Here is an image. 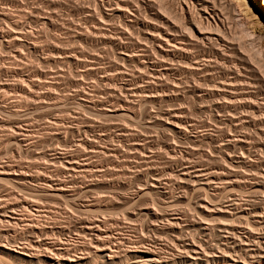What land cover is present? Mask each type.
<instances>
[{
    "label": "bare ground",
    "instance_id": "bare-ground-1",
    "mask_svg": "<svg viewBox=\"0 0 264 264\" xmlns=\"http://www.w3.org/2000/svg\"><path fill=\"white\" fill-rule=\"evenodd\" d=\"M54 1L57 4L67 2ZM83 1L89 4V13L84 16L89 25L84 29L74 25L72 36L91 45L100 43L99 51L110 48L116 60L104 67L100 65L98 51L83 60L86 69L76 71L72 82L78 87L74 92L78 97L72 99L78 108L64 106L58 92L45 102L47 94L40 91L46 89L51 93L58 88L55 86L59 78L63 79L62 66L80 63L77 54L64 48V36H55L58 43L54 50L59 59H53V63L61 65L58 74L54 72L52 77L45 74L41 80V77L35 79L28 72L24 73L22 67L1 68L11 77L3 80L0 76L1 101L3 95L11 94L15 98L14 93H20L16 100L12 97L14 104L12 102L11 106L0 101V112L9 115L7 119L0 117V132L4 133L3 139L10 150L36 152L37 159L34 164H28L11 159L5 161L4 155H0V183L11 187L10 191L5 188L10 199L14 196L12 200L0 197V262L264 264V191H261L264 188V26L260 25L262 16L257 13V10L263 13L264 0L259 7L257 0ZM226 2L235 7L238 18L231 21L225 18L229 17L225 16ZM2 9L0 37L9 50L21 48H14L13 56L22 60L25 57L22 48L42 53L43 46L33 38L35 34L26 30V23L16 18L30 13L21 8L20 15L12 16L13 13ZM44 12L34 9L31 15L43 25L53 24L58 12ZM234 20L240 27L237 41L229 33ZM48 57H43L45 65L52 62ZM87 74L96 76L106 87V100L88 88L83 78ZM66 95L68 97L69 93ZM161 97L167 98L166 112L171 119L167 121L169 126L162 130L164 141L157 144L148 133L145 136H149L138 138V133L143 132L134 131L135 126L128 122L137 120V106L141 103H144V116L147 115L149 122L164 118L160 114L162 110L153 113L151 107ZM51 105L60 114L45 122L47 129L55 130L51 140L58 141L55 144L50 140L47 150L37 151L43 136L36 135L38 131L34 130L28 107L38 111ZM81 108L122 122L115 125L119 144L110 147L112 156L120 158L121 164L108 168L100 162L102 160L94 161L95 157L106 155L107 149L99 144L102 135L96 130L97 121L84 115ZM35 111L33 113H38ZM193 112L200 118L194 117ZM75 119L82 123H74ZM65 130H70L73 138L63 136ZM88 134L90 139L86 138ZM47 155L56 169L49 170L39 161ZM148 162H152L148 170H138V166ZM131 165L136 170H132ZM127 170L138 179L137 184H128L127 188L132 190L115 189L103 195L97 192L101 186L115 185L113 176L120 177ZM108 173L110 177H105ZM84 176L89 179L77 185ZM68 180L74 181L72 186ZM139 185L143 188L137 189ZM235 186L244 188L246 193L235 192ZM19 187L29 189V196L21 197L12 191ZM175 189H180V193H175ZM88 191L89 200H82L86 197L84 192ZM49 196L78 202L73 214L83 216L72 224V233L79 240L74 244L55 237V233L64 231L63 226L46 224L45 221L58 213L71 216H67L65 207L44 206L43 201ZM146 196L155 197L144 200ZM193 198L198 211L190 213ZM111 201L127 204L121 210L124 219H129L133 225L141 222L144 232L146 229L159 236L143 235L135 242L126 239L123 233L120 236L124 221L119 211L108 212ZM218 213L235 216L237 224L216 223ZM166 244H170V252L166 248L164 251Z\"/></svg>",
    "mask_w": 264,
    "mask_h": 264
},
{
    "label": "rangeland",
    "instance_id": "rangeland-1",
    "mask_svg": "<svg viewBox=\"0 0 264 264\" xmlns=\"http://www.w3.org/2000/svg\"><path fill=\"white\" fill-rule=\"evenodd\" d=\"M67 2H65V3H62V4H57L54 0H0V11H1V9L2 8H5V10H7V11H9V13L10 14H12V16H14V15H20V13H22V12H20L21 11V8H23V10L24 11H28V13H30V14H23V15H20V17H16L17 19H19L20 21H23V22H25L26 23V30H28V31H31L33 34H35V36L33 35V38L35 37L36 39H37V41L39 42L40 41V45H42L43 47H42V53H44V54H42L41 52H39V54H38V52L37 51H32V50H26V48H22L23 50H24V55H25V57L22 59V60H20L19 58H17L16 56H13V54H12V52H14L15 50H18L19 48H15V47H11L12 49L11 50H9L8 49V47H6V45H5V43H4V41L2 40V38L0 37V69L1 68H7V66H8V68L10 67H12V68H17V69H21L20 67H22V68H24L23 69V71H24V73H29V74H31V76L32 77H34L35 79H38V78H40L41 77V80L43 79V78H45V76H53V73L54 74H58V72L60 71V69H61V65L60 64H58L57 66L55 65V64H57V63H53L54 61H53V59H55V60H57L58 61V59L59 58H57V56H58V54H56L55 53V46L57 45V44H55L56 42H57V40H56V37L57 36H64V48L66 49L67 48V52H70V53H72V54H77L76 55V57H79V58H77V60L79 61L80 60V63H78V64H69V65H67L66 67H63L62 66V69H63V71H64V73L61 75L62 77H63V79H64V81L65 82H63V79L62 80H60V78H59V80L58 81H62V83H60L59 82V84H58V82H57V84H56V86L55 87H58V88H55L51 93L49 92V91H47L46 89H42V90H40L41 91V93H43V94H47L46 95V97H45V99H44V101L46 102V101H48V99H49V97H51L52 95L53 96H55L56 95V93L55 92H58L57 93V95L61 98V100L65 103L64 104V106H72V107H77V104L76 103H74L75 102V100L73 101L72 99H77V97H78V93H74V92H77V89H78V87H76L75 86V84L74 83H72V82H74V79L76 78V76H74L75 75V72L76 71H84L85 69H86V67H83V66H85V64H84V61L85 60H87V59H89V57L92 55V53L94 54V53H98L99 52V55H100V58H101V60H100V65H103L104 67H109V66H111L113 63H114V61L116 60V58H115V53H113V51L112 50H110V48H108V49H106V50H101V51H99L100 50V47H101V44L100 43H98L97 42V44H92L91 45V43L89 44V42L88 41H79V39H77L75 36L73 37L72 36V34H74L75 32L74 31H72V29L74 28V25H75V28L76 27H82L83 29H84V27L86 26V25H89L88 23H86L85 22V17L84 16H86V15H88V11L87 10H89V4L88 3H86V1H83V0H74V1H71V0H66ZM71 1V2H70ZM154 1H156V0H154ZM157 2H159V0H157ZM228 3V4H227ZM226 5H225V12H226V15L225 16H228L229 15V17H225L226 19H228V20H233V19H236V18H238V11L235 9V7L233 6L232 7V5H231V3L230 2H226L225 3ZM229 4H230V6H229ZM256 4H257V6L258 5H260L261 4V6H262V0H257L256 1ZM228 5V6H227ZM20 7V8H19ZM76 7V8H75ZM259 7V6H258ZM19 11H18V10ZM37 10V9H40L42 12L43 11H45L44 13H52V12H54V13H56V12H58V13H56L57 15L55 16V19H54V22H53V24H45V25H43L41 22H38V21H36L34 18H33V16L31 15V11L32 10ZM235 9V10H234ZM2 10H4V9H2ZM47 10V11H46ZM55 10H56V12H55ZM17 11V12H16ZM252 11H254L255 12V10H254V8H252ZM258 12L257 13H259V15H260V17H261V21H260V25H262V26H264V11H263V13L262 12H260V10H257ZM18 12H20V13H18ZM230 12V13H229ZM233 12V13H232ZM236 14H235V13ZM65 13V14H64ZM228 14V15H227ZM262 14V15H261ZM25 15V16H24ZM231 16V17H230ZM233 16V17H232ZM68 18V19H67ZM230 18V19H229ZM1 21V20H0ZM70 21V22H69ZM116 24H118V22H116ZM237 23H236V21L234 20V21H232V23H231V29L229 28V33L231 32V34L232 35H234L233 37L234 38H236V40L235 41H237V37L240 35V27L239 26H237L236 25ZM6 25V23L4 24V26L3 27H5V29L7 28V26H5ZM54 25V26H53ZM62 25V26H61ZM73 25V26H72ZM63 29H62V28ZM66 27V28H65ZM68 27V28H67ZM59 28V29H58ZM70 28V29H69ZM74 28V29H75ZM61 29V30H60ZM231 30V31H230ZM55 32V33H54ZM37 33V34H36ZM40 35V36H39ZM237 35V36H236ZM37 36V37H36ZM38 36H39V39H38ZM56 36V37H55ZM231 36V35H230ZM232 37V36H231ZM76 38V39H75ZM3 41V43H2V41ZM58 43V42H57ZM263 43H264V38H263ZM66 44V45H65ZM100 44V45H99ZM12 45V44H11ZM55 45V46H54ZM99 45V46H98ZM97 46V47H96ZM45 47V48H44ZM48 47V48H47ZM53 47V48H52ZM14 48H15V50H14ZM47 48V49H46ZM52 48V49H51ZM78 48V49H77ZM102 48V47H101ZM21 49V48H20ZM19 49V50H20ZM70 49V50H69ZM9 50V51H8ZM93 50H96V51H93ZM110 50V51H109ZM26 51V52H25ZM54 51V52H53ZM72 51H74V52H72ZM76 51H78V52H76ZM93 51V52H92ZM98 51V52H97ZM7 52V53H6ZM9 52H10V55H9ZM48 52H51V54H49ZM101 52V53H100ZM30 53V54H29ZM32 53V54H31ZM33 53H35V54H33ZM48 53V54H47ZM38 54V55H37ZM4 55V56H3ZM28 55V56H27ZM49 56L48 58L52 61L51 63H46V65H45V61L43 60V57H47V56ZM51 55V56H50ZM56 55V56H55ZM43 56V57H42ZM16 58V59H15ZM26 58H28V59H26ZM42 60H41V59ZM9 59V60H8ZM19 59V60H18ZM104 59V60H103ZM18 60V61H17ZM84 60V61H83ZM23 61V62H22ZM27 62V63H25V62ZM44 61V62H43ZM21 62V63H20ZM35 62V63H34ZM43 62V63H42ZM24 65H23V64ZM122 63V62H121ZM51 64V65H50ZM123 64V63H122ZM17 65H18V67H17ZM29 65V66H28ZM48 65H50V66H48ZM127 68H129V66H127V65H125ZM32 67H33V69H32ZM72 68V69H70V68ZM132 67V66H131ZM130 67V68H131ZM42 68V69H41ZM66 68H68L66 71H65V69ZM133 68V67H132ZM28 69H29V71H31V73L28 71ZM74 69V70H73ZM44 70H49V71H44ZM71 72H70V71ZM133 70H135V68H133ZM18 71V70H17ZM26 71V72H25ZM37 72H38V74H37ZM40 72V73H39ZM48 72V73H47ZM52 72V73H51ZM57 72V73H56ZM72 72H74V73H72ZM0 73L2 74H0V76H1V78L4 80H7V78H11V77H8V75H6L7 73H5L2 69L0 70ZM32 73H33V75H32ZM65 73L67 74V75H65ZM5 74V75H4ZM46 74V75H45ZM89 74V73H88ZM85 75V77H83L85 80H86V85H88L89 84V89H91V90H93L94 92V94H96V96L98 97L99 95V98L100 99H104V100H106L107 99V89H105L106 87L105 86H103V83H101V82H99V80H98V78L95 76L94 77V75L93 74H91V75ZM18 75V73L16 74V76ZM43 75H45V76H43ZM64 75L67 77V78H65L64 77ZM72 75V76H71ZM5 76V77H4ZM6 76H7V78H6ZM15 76V77H16ZM51 76V77H52ZM99 76H101L100 75V73H99ZM38 77V78H37ZM78 77V76H77ZM86 77H87V79H86ZM90 77V78H89ZM78 78H80V77H78ZM67 79V80H66ZM89 79V80H88ZM67 81V82H66ZM70 81V82H69ZM88 83V84H87ZM65 85H66V87H65ZM93 85V86H92ZM74 88H73V87ZM103 86V87H102ZM65 87V88H64ZM60 88V89H59ZM67 88V89H66ZM71 88V89H70ZM110 88V87H109ZM17 90H18V88H16ZM70 89V90H69ZM44 90V91H43ZM46 90V91H45ZM76 90V91H75ZM48 92V93H47ZM66 92V93H65ZM71 92V93H70ZM96 92V93H95ZM20 92H18L17 91V93H14V94H16V97L18 98V96H17V94H19ZM67 93H69V95H68V97H67ZM100 93V94H99ZM65 94V95H64ZM77 94V95H76ZM99 94V95H98ZM107 94V95H106ZM51 95V96H50ZM56 95V96H57ZM70 95H71V97H70ZM5 95H3V101H1L2 99L0 98V101H1V103H3V104H7V105H12V104H14V100H16L17 98L15 97L14 98V95H11V94H9V95H6L8 98H5L4 97ZM10 96H11V98H10ZM66 96V97H65ZM74 96V97H73ZM103 96V97H102ZM14 98V100H13V98ZM8 101H7V100ZM66 99V100H65ZM163 99V100H162ZM161 100V101H160ZM167 98L166 97H161L156 103H153L152 104V106H151V104H149V106H151L152 107V111H153V113H160V111H161V117H164V118H162V119H165V122H164V120H162V119H157L156 120V122L154 121V123L153 122H149V118H147V115H145L144 116V103H141L140 105H138L137 106V109L139 110V114H138V118H137V120H134V121H129L128 123L130 124V126H132V124H133V126L132 127H134L135 126V128L133 129L134 131H136L137 133L138 132H143V133H141V134H139L138 133V138H139V136H140V138H145V137H147V136H149V135H147V136H145L146 135V133H148V134H151V137H152V139L154 140V143H157L158 144V142H162V141H164L163 139H165V135H164V133L162 132V130H164L165 129V127H168L169 126V121H170V115H168L167 114V109H168V103H167ZM13 102V103H12ZM161 102V103H160ZM163 102V103H162ZM12 103V104H11ZM74 103V104H73ZM73 104V105H72ZM143 104V105H142ZM161 105V106H160ZM52 107V108H51ZM53 107H55L54 105H51L49 108H42V110L43 109H46L47 110V112H49V113H47L45 110L44 111H42L41 109H39L38 111H35V112H38V113H33L34 111L33 110H31L32 109V107H28V108H30L29 110V113H31L30 115H32V117L30 116L29 118L31 119V121H32V123H34L33 124V126L35 127H33L34 128V130H35V132H37L36 133V135L38 136V135H42L41 137L43 138H41L42 139V142H41V147L39 148V149H36L37 151H44V150H47V146H48V144L51 142V141H54V143L56 144V142L58 141L57 139H53V140H51V135L54 133L55 134V130H53V129H51L50 127H48V129H47V122H48V120H54L55 119V117L57 116V114H60V113H58L56 110V107L55 108H53ZM150 107V108H151ZM164 107V108H163ZM78 108V107H77ZM76 108V109H77ZM162 108V109H161ZM167 108V109H166ZM53 109V110H52ZM56 109V110H55ZM75 109V110H76ZM82 109L83 108H81V112L84 114V115H88V117H92V118H94L96 121H97V124L99 125L98 127H96V130L98 131V133H101V135H102V140L100 139L99 140V144H101V146L103 147V148H106L107 149V152L105 153L106 155H101V156H99V157H95L94 158V161L95 162H99L100 160H102V161H100V162H102L103 164H104V166H106V167H108V168H112L113 166H115L116 165V163L117 164H121V162L119 161V160H121L120 158H116L117 156H112V152H111V149H110V147H111V145L112 144H119V141H118V139L120 140V138H119V131H118V128H116L115 127V125L118 123H122L121 121H118V120H114V119H112V118H110V117H106V116H103V115H99L96 111H94V110H91V109H87L86 110V108L85 109H83V111H82ZM156 109V110H155ZM78 111H79V109H77ZM76 110V111H77ZM89 110V111H88ZM155 110V111H154ZM158 110V111H157ZM165 110V111H164ZM32 111V112H31ZM51 111H55V113L53 114V113H51ZM43 112V113H42ZM80 112V111H79ZM33 113V114H32ZM40 113V114H39ZM6 113H3V112H0V117L1 118H4V119H7L8 117H9V115H5ZM43 114V115H42ZM56 114V115H55ZM62 114V113H61ZM140 114H142V116L140 115ZM165 114V115H164ZM193 115H194V117H196L197 119H198V117L200 118V115H198V113H196L195 114V112H193ZM192 115V116H193ZM196 115V116H195ZM5 116V117H4ZM167 116V117H166ZM7 117V118H6ZM51 117H52V119H51ZM166 117V118H165ZM54 118V119H53ZM169 118V119H168ZM146 120L148 121V122H146ZM169 120V121H168ZM45 121H47V122H45ZM78 120H74V123H78V125H80L82 122L80 121H78ZM168 121V122H167ZM44 122V123H43ZM133 122V123H132ZM160 122V123H159ZM167 123V124H166ZM38 124V125H37ZM40 124V125H39ZM42 124H44V125H42ZM136 124V125H135ZM159 124V125H158ZM162 124H166L165 126L164 125H162ZM67 125H69V124H67ZM153 125V126H152ZM39 126H40V128H39ZM136 126H138V127H136ZM142 126V127H141ZM148 126V127H147ZM36 127H37V129H36ZM42 127H44V128H42ZM145 127V128H144ZM40 129V131H39V129ZM46 128V129H45ZM131 128V127H130ZM152 128V129H151ZM42 129V130H41ZM53 130L52 132H51V130ZM153 129H155V130H153ZM37 130V131H36ZM46 130V131H45ZM48 130V131H47ZM50 130V131H49ZM149 130V131H148ZM64 131V130H63ZM145 131V132H144ZM154 133V134H152V132ZM159 131V132H158ZM151 132V133H150ZM51 133V134H50ZM65 133V134H64ZM62 135L63 136H65L66 137V135H67V138L68 139H70V138H73V136L71 135V132H70V130H65V132H64ZM159 133V134H158ZM161 133V134H160ZM2 134H4L3 132H0V137L1 136H3V137H1L0 138V143H2V141H4L3 143L4 144H0V155L2 156V155H4L3 157H4V160L5 161H8V160H10L11 159V161H17V162H22V163H28V164H30V163H35L36 162V157H35V155H36V152H32V153H28V152H26V151H22L21 153H20V151L18 152V151H16V150H10L9 149V145L7 144L8 142L6 141V140H4L3 138H4V135H2ZM89 135V134H88ZM154 135V136H153ZM161 137H160V136ZM70 138H69V137ZM91 138V136L89 135V136H87L86 135V138H88V139H90ZM54 138H56V136L54 137ZM78 137L77 136H74V139H77ZM135 138H137V135H135ZM156 138V139H155ZM131 139H134V138H131ZM158 139V140H157ZM2 140V141H1ZM51 140V141H50ZM57 140V141H56ZM156 140V141H155ZM46 141V142H45ZM103 142V143H102ZM198 143V142H197ZM58 145V144H57ZM46 147V148H45ZM45 148V149H44ZM3 153V154H2ZM48 154V153H47ZM108 154V155H107ZM7 155V156H6ZM109 155H111L110 157H112V159H114L115 158V160L114 161H112L111 159H110V157H109ZM7 157H9V158H7ZM47 157V158H46ZM46 157H44L43 159H39V161L41 162V164L43 165V163H44V166L47 168V169H49V170H54V169H56V167L55 166H53L51 163H52V161L50 160V157L47 155ZM117 159V160H116ZM99 160V161H98ZM159 160L160 161H162V158H159ZM116 161V162H115ZM119 163H118V162ZM49 163H50V165H49ZM156 163H158V161L156 162ZM46 164H47V166L49 167H47L46 166ZM159 164V163H158ZM113 165V166H112ZM140 165V164H139ZM151 165H152V162H148V164H141L140 166H138L139 168H138V170H140V171H146V170H148V168L149 167H151ZM132 166V165H131ZM131 169L132 170H136L135 168L133 169V166L131 167ZM112 170V169H111ZM128 171V172H127ZM127 171H124V173H123V175H125V176H123L122 174H120V177H119V175L117 176V175H114L113 176V182L115 183V185H113V186H111V187H100L99 189H98V193L100 194V195H103V194H105V193H107L108 194V192L109 191H111V190H120V191H126L125 189L127 188V186H128V184H129V186H132L133 184H137L138 183V179H136V177H133L132 176V171H129V170H127ZM128 173V174H127ZM110 175H111V173H108V174H106L105 175V177H110ZM115 176H116V178H115ZM119 177V178H118ZM89 178H88V176H84V177H81V179H79L78 180V183L79 184H77V185H80L81 184V182L80 181H85V180H88ZM173 180L174 181H176V182H178V180L176 179V178H173ZM68 184L69 185H73V182L74 181H69L68 180ZM86 182V181H85ZM77 183V182H76ZM113 183V184H114ZM118 183L119 184H121V185H118ZM118 186H117V185ZM121 186V187H120ZM8 187V188H7ZM28 187H31V186H28ZM235 187H237V186H235ZM5 188H7V189H9V191L11 190L10 188L11 187H9V186H7V185H5L4 183H0V197L2 198V199H5V200H12L13 198H14V196H12V199H10L11 198V196L9 197L8 195H9V191L7 190V189H5ZM32 188V187H31ZM104 188V189H103ZM120 188V189H119ZM123 188H125V189H123ZM143 187L141 186V185H139L138 186V188L137 189H142ZM193 188H197V185H195ZM17 189V190H16ZM15 190H12L13 192H17L19 195L18 196H21V197H23V196H29V192H30V190L29 189H27V188H24V187H22V189H20V187L19 188H16ZM129 188H127V190H128ZM8 192H7V191ZM130 190H132L131 188L128 190V191H130ZM180 190V189H179ZM179 190L178 189H175V193H180L179 192ZM235 192H237V193H239V194H245L246 193V190L244 189V188H240V187H237V188H234L233 189ZM261 191H264V188H262L261 189ZM260 191V192H261ZM85 193V195L84 196H86V197H83L82 195V200L84 199V200H86V199H88V197H89V191L86 193V192H84ZM21 194V195H20ZM24 194V195H23ZM106 194V195H107ZM3 195H5V196H3ZM8 197V198H7ZM143 197V196H142ZM150 198L151 197H155V196H149ZM149 197H144L143 199L144 200H146V199H150ZM48 198V200L46 199V201H43V204H44V206H47V207H50L51 209H57L58 207L61 209V207L62 208H64L65 207V209H66V212H67V214L69 213V215H67V216H70V217H66L64 214H62V213H58V214H56V216L54 215L53 216V218H50L48 221H45L46 222V224H48V225H50L51 223H55L54 225H58V226H63V228H64V231H62L60 234L59 233H55V237L56 238H60L61 240H64V241H62V242H65V243H70V244H74V242L75 241H79L77 238H76V234L74 235L73 233H72V231H73V225L72 224H74L75 223V221L76 220H78L80 217L79 216H83V215H78V214H73V213H76L75 212V208H77V205H76V203L78 204V202L77 201H73L72 203H71V201L70 202H65V201H63L61 198H58V197H47ZM141 198V197H140ZM143 199H141L142 201H144ZM61 200V201H60ZM89 200V199H88ZM161 199H159V201H160ZM195 199L193 198V199H191V203H190V207H189V209H190V213H193L194 211H198L195 207L197 206L196 204H195ZM108 206L110 207V209H107V210H110V211H108L109 213H111V212H115V213H117V211H119L118 212V214H119V217H120V219L121 220H123L124 221V226H123V230H120L119 232H121L120 233V236H126V239H130V241H132L133 239V241L132 242H135V241H137V239H139V238H141L143 235H146V236H149V235H151V236H159V234H155V232L154 233H151V232H147V230L145 229V231L146 232H144V227L142 226V224H141V222H137L136 223V225H133L132 224V222L129 220V219H124V214H123V212L121 211L122 209H124V208H126L128 205L127 204H125V203H123V202H117V201H111V203H109L108 204ZM69 208V209H68ZM112 208V209H111ZM113 208H115V209H113ZM116 208L118 209V210H116ZM121 208V209H120ZM120 209V210H119ZM68 210V211H67ZM71 210H72V212H71ZM120 212H121V214H120ZM74 215V216H73ZM78 215V216H77ZM73 216V217H72ZM72 217V218H71ZM216 220L217 221H215L216 223L217 222H220V223H224V222H229V223H231V224H237V220H236V218H235V216H232L231 214H225V213H218L217 215H216ZM235 222V223H234ZM68 226V227H67ZM134 226V227H133ZM143 229V230H142ZM216 231V230H215ZM71 232V233H70ZM238 232H240V230H238ZM123 233V234H122ZM145 233V234H144ZM122 234V235H121ZM154 234V235H153ZM200 236V235H199ZM196 237H198V234H196ZM74 239V240H73ZM132 239V240H131ZM165 240H163L164 242L166 241V238H164ZM68 240V241H67ZM167 242V241H166ZM170 244H166L165 246L166 247H164V251L166 252V250H165V248L168 250L169 249V246ZM171 250L169 249V252H170ZM168 252V251H167ZM130 262V261H129ZM0 264H5V263H1L0 262ZM124 264H127V263H124ZM201 264H205V263H201ZM211 264H216V262L215 263H211Z\"/></svg>",
    "mask_w": 264,
    "mask_h": 264
}]
</instances>
